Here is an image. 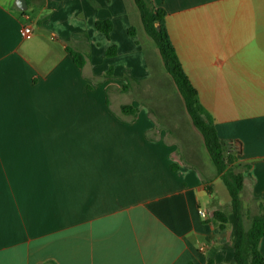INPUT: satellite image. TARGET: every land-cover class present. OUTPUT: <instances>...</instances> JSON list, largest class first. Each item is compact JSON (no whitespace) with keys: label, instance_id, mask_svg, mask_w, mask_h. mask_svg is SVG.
<instances>
[{"label":"crops","instance_id":"obj_1","mask_svg":"<svg viewBox=\"0 0 264 264\" xmlns=\"http://www.w3.org/2000/svg\"><path fill=\"white\" fill-rule=\"evenodd\" d=\"M17 1L0 0V264H236L235 225L222 230L210 217L222 204L212 194L220 178L204 145L196 152L173 137L165 114L110 108L109 80L149 73L128 33L140 24L134 1L25 0L24 11ZM152 2L167 13L170 40L219 138L240 147L241 199L258 208L264 0ZM98 20L112 22L109 39ZM66 47L84 55L81 70ZM109 68L113 77L94 83ZM157 68L165 73L162 62ZM259 251L264 264V237Z\"/></svg>","mask_w":264,"mask_h":264},{"label":"trees","instance_id":"obj_2","mask_svg":"<svg viewBox=\"0 0 264 264\" xmlns=\"http://www.w3.org/2000/svg\"><path fill=\"white\" fill-rule=\"evenodd\" d=\"M138 10L143 29L152 40L163 65L165 72L173 80L180 96L183 99L185 109L193 126L199 131L203 138L204 147L215 168L217 176L222 180L231 204V212L235 220L236 239L234 245V259L236 264H263V257L259 251V242L264 237V201L259 203L257 213L251 218L248 228L245 227L242 218L241 193L244 189V176L237 164L241 153L240 147L233 141H224L219 138L215 121L211 113L200 101L197 89L192 85L182 64L177 56L175 48L170 40L166 27V11L164 8H156L152 0H133ZM95 28L103 33L107 39L110 38L113 25L110 20H98ZM131 36H135L133 27L128 29ZM74 64L81 70L85 65L82 53L70 47H66ZM106 57L117 55L116 47L110 46L105 53ZM107 78L113 77V69L109 68ZM127 82L124 83V88ZM89 88V86H88ZM109 105L107 99L106 102ZM120 111L123 115L133 118L137 115V109L132 105H122ZM175 169V165H172ZM211 193V189L208 188ZM212 219L219 222L220 228L225 229L229 222L226 212L216 209L212 212ZM210 263H212L210 261Z\"/></svg>","mask_w":264,"mask_h":264},{"label":"rangeland","instance_id":"obj_3","mask_svg":"<svg viewBox=\"0 0 264 264\" xmlns=\"http://www.w3.org/2000/svg\"><path fill=\"white\" fill-rule=\"evenodd\" d=\"M24 23L26 24V22ZM131 27L134 28L138 42L144 50L148 62L149 73L147 74L146 79H135L131 72L125 70L122 77L118 79L114 77V80H109L110 84L108 86V92L111 102L110 108L115 110L119 109L122 105H132L137 111L140 109L141 111L146 110L149 111L151 115L153 112L157 117L165 114L168 116L165 120L168 122L167 124L170 125H168V127L171 129L173 137L181 138L183 141H186L188 147L192 150L195 149L196 152H200V149L204 145L203 138L199 131L193 126L191 119L186 112L183 99L171 77L166 72L160 75L161 71L157 66H160L161 59L159 58L158 62L157 56L153 55V53H156L157 51L154 43L145 33L141 20L140 24L132 25ZM106 76V72L99 73L98 76L93 78V81L94 83L97 81L105 82L107 80ZM124 81L127 82L125 85L126 88L123 86L125 83ZM98 91H100L99 87L95 89L94 95H96V93L100 95L101 93H98ZM180 126L182 130H179ZM204 151V153H206L204 154V157H207L208 153L205 148ZM207 159H210L209 156ZM210 163L212 169L215 171L211 160ZM213 184L214 189L212 194L215 197V200H220L222 203L217 209L226 212L229 220H231V225L234 226L235 220L231 212L228 192L221 179H217ZM257 211L258 208L254 203L250 204L246 201H242L241 213L246 228L250 226L251 218L257 213ZM211 216L212 215H210V217Z\"/></svg>","mask_w":264,"mask_h":264},{"label":"built area","instance_id":"obj_4","mask_svg":"<svg viewBox=\"0 0 264 264\" xmlns=\"http://www.w3.org/2000/svg\"><path fill=\"white\" fill-rule=\"evenodd\" d=\"M22 35L25 37V38H30L32 36V30L30 27L28 26H24L22 27ZM199 215L202 219L204 220H207L209 219V215L207 214L206 211L204 210H200L199 211Z\"/></svg>","mask_w":264,"mask_h":264},{"label":"water","instance_id":"obj_5","mask_svg":"<svg viewBox=\"0 0 264 264\" xmlns=\"http://www.w3.org/2000/svg\"><path fill=\"white\" fill-rule=\"evenodd\" d=\"M16 4H17L18 8L22 11L26 10V8H27L25 0H18Z\"/></svg>","mask_w":264,"mask_h":264}]
</instances>
